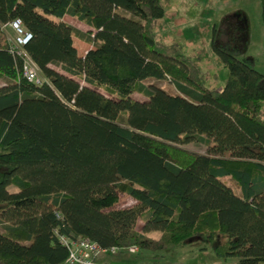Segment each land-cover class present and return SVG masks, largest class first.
<instances>
[{"label":"trees","instance_id":"obj_1","mask_svg":"<svg viewBox=\"0 0 264 264\" xmlns=\"http://www.w3.org/2000/svg\"><path fill=\"white\" fill-rule=\"evenodd\" d=\"M165 14L163 0H0L1 264H64L60 235L120 253L209 240L234 264H264V73L219 50L229 77L207 86L157 33ZM15 19L41 85L10 52L1 26ZM76 37L92 48L81 55ZM123 193L134 202L117 207Z\"/></svg>","mask_w":264,"mask_h":264},{"label":"rangeland","instance_id":"obj_2","mask_svg":"<svg viewBox=\"0 0 264 264\" xmlns=\"http://www.w3.org/2000/svg\"><path fill=\"white\" fill-rule=\"evenodd\" d=\"M166 14L156 27L157 33L166 41H177L183 45L184 52L195 56L201 67L209 73L207 86L222 90L229 77V69L222 62L219 50L232 53L240 59L254 60L257 70L264 73V0H163ZM67 22L84 31L89 26L78 19L66 15ZM75 45L83 55V47L93 44L76 37ZM6 80L0 76V84ZM147 83L176 92L175 85L169 80L148 79ZM133 97L146 99L140 93ZM264 108V102H262ZM185 149L206 153L204 145L190 143ZM236 187L231 178L224 179ZM134 200L127 194H121L117 207L129 206ZM25 214L18 209H10ZM142 220L139 221V228ZM222 242V239H221ZM110 255V264H234L237 257L219 256L209 240L192 239L187 243L166 251L149 250L126 251ZM1 264V263H0ZM67 264V263H64Z\"/></svg>","mask_w":264,"mask_h":264},{"label":"built area","instance_id":"obj_3","mask_svg":"<svg viewBox=\"0 0 264 264\" xmlns=\"http://www.w3.org/2000/svg\"><path fill=\"white\" fill-rule=\"evenodd\" d=\"M10 46V52L20 56L23 60V76L35 84L41 85L45 77L40 67L25 50V45L32 39L33 34L27 31L20 19H15L1 26ZM61 243L69 249L67 264H110L98 260L101 254L119 252L118 248L103 249L96 242L88 238L77 236H59ZM138 250L137 247H131Z\"/></svg>","mask_w":264,"mask_h":264},{"label":"crops","instance_id":"obj_4","mask_svg":"<svg viewBox=\"0 0 264 264\" xmlns=\"http://www.w3.org/2000/svg\"><path fill=\"white\" fill-rule=\"evenodd\" d=\"M65 18V17H64ZM82 30V29H81ZM89 30H90V27H89ZM88 30V31H89ZM84 31V30H83ZM75 41V40H74ZM74 44H75V42H74ZM77 47V46H76ZM78 48V47H77ZM90 48H92V47H83V49H84V52L86 53ZM79 51V50H78ZM84 53V54H85ZM98 260L100 261V262H103V263H109V260H110V255H108V254H101L99 257H98Z\"/></svg>","mask_w":264,"mask_h":264}]
</instances>
